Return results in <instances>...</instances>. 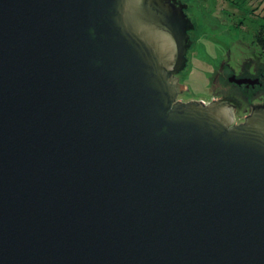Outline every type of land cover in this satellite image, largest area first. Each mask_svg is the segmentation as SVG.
<instances>
[{
	"label": "water",
	"instance_id": "1",
	"mask_svg": "<svg viewBox=\"0 0 264 264\" xmlns=\"http://www.w3.org/2000/svg\"><path fill=\"white\" fill-rule=\"evenodd\" d=\"M194 28L172 0H0V264H264V104L178 99Z\"/></svg>",
	"mask_w": 264,
	"mask_h": 264
},
{
	"label": "rangeland",
	"instance_id": "2",
	"mask_svg": "<svg viewBox=\"0 0 264 264\" xmlns=\"http://www.w3.org/2000/svg\"><path fill=\"white\" fill-rule=\"evenodd\" d=\"M189 2L198 32L196 43L188 55L189 63L179 74V80L188 86L184 92L186 98L209 99L216 88L228 86L216 83L214 78L215 71L219 68L217 62L225 55V43L231 48L229 61L236 68L239 67L236 64L241 59V52L243 55L250 54L255 47L259 51L253 39L260 25L264 23V0ZM251 43L254 48L247 47Z\"/></svg>",
	"mask_w": 264,
	"mask_h": 264
},
{
	"label": "flooded vegetation",
	"instance_id": "3",
	"mask_svg": "<svg viewBox=\"0 0 264 264\" xmlns=\"http://www.w3.org/2000/svg\"><path fill=\"white\" fill-rule=\"evenodd\" d=\"M172 1L177 7H183L187 17L190 18L195 25L194 29L188 30L189 39L192 41V44L188 50V56L190 50L196 43L198 25L194 20L192 7L189 0ZM235 6H237L236 3ZM242 43L245 44L244 42ZM253 43L255 44L254 39ZM225 44V55L219 62H217L219 68L215 71L214 78L216 79V83H224L228 86L224 85V87L216 88L209 99L186 98L184 96V92L178 95V99L182 101L199 100L206 104L213 100L223 99L231 103L233 124H240L246 120V117L250 113H252L256 105L264 104V56L260 53V51L255 49L256 47H253L252 43L250 44L251 46L247 44L248 48H254V50H251V53L246 55H243V53L240 51L241 59L236 64L239 65V67L236 68L233 67L229 61L231 59V48L228 43ZM255 46L257 45L255 44ZM179 74H177L178 80ZM232 78L234 81L231 80ZM179 82L183 83L180 80Z\"/></svg>",
	"mask_w": 264,
	"mask_h": 264
},
{
	"label": "trees",
	"instance_id": "4",
	"mask_svg": "<svg viewBox=\"0 0 264 264\" xmlns=\"http://www.w3.org/2000/svg\"><path fill=\"white\" fill-rule=\"evenodd\" d=\"M254 42L258 46L260 53L264 56V23L260 25L254 35Z\"/></svg>",
	"mask_w": 264,
	"mask_h": 264
}]
</instances>
